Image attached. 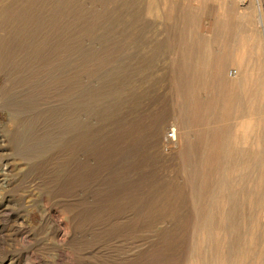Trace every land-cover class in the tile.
I'll use <instances>...</instances> for the list:
<instances>
[{
    "label": "rangeland",
    "instance_id": "374dc122",
    "mask_svg": "<svg viewBox=\"0 0 264 264\" xmlns=\"http://www.w3.org/2000/svg\"><path fill=\"white\" fill-rule=\"evenodd\" d=\"M0 264H264V0H0Z\"/></svg>",
    "mask_w": 264,
    "mask_h": 264
},
{
    "label": "bare ground",
    "instance_id": "6f19581e",
    "mask_svg": "<svg viewBox=\"0 0 264 264\" xmlns=\"http://www.w3.org/2000/svg\"><path fill=\"white\" fill-rule=\"evenodd\" d=\"M259 22H261L262 23V20L260 19L259 20ZM3 46V45H2ZM203 49H206V48H203ZM207 56H209V55H207ZM207 56H203V57H200L199 59H198V62L200 61V63H201V65H203V67L205 68V66L207 65V59L209 58V57H207ZM231 76H233V74H236V73H233V72H230L229 73ZM239 96V95H238ZM232 98L233 99H235V100H239V97H236V98H234L233 96H232ZM172 134L174 135V132H172ZM230 151V150H229ZM234 151V150H233ZM240 152V156H239V158H242V159H247V160H253L254 159V156L253 155H251V154H254L253 153V151H251V150H248V149H242V150H240L239 151ZM230 153H232V151L230 152ZM229 153V154H230ZM234 154V153H233ZM232 160H234V159H232ZM239 160V159H238ZM241 162V161H240Z\"/></svg>",
    "mask_w": 264,
    "mask_h": 264
}]
</instances>
